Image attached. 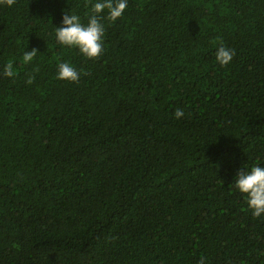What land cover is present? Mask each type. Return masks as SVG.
I'll list each match as a JSON object with an SVG mask.
<instances>
[{
  "label": "trees",
  "instance_id": "1",
  "mask_svg": "<svg viewBox=\"0 0 264 264\" xmlns=\"http://www.w3.org/2000/svg\"><path fill=\"white\" fill-rule=\"evenodd\" d=\"M91 2L0 0V264H264L230 186L264 165V0H128L90 59L55 26Z\"/></svg>",
  "mask_w": 264,
  "mask_h": 264
},
{
  "label": "clouds",
  "instance_id": "2",
  "mask_svg": "<svg viewBox=\"0 0 264 264\" xmlns=\"http://www.w3.org/2000/svg\"><path fill=\"white\" fill-rule=\"evenodd\" d=\"M11 4L12 0H8ZM128 7V0H92L90 14L87 22H82L79 15L74 12H66L62 16L59 26H55V38L59 45L67 48H75L86 58H97L103 53V38L105 26L101 22L104 19V12L107 10L106 18L115 22L120 19ZM37 53L36 49L25 51L22 57L24 63L33 61ZM234 50L219 46L215 51L216 61L225 66L231 63ZM13 63L9 62L4 66V75L12 77ZM56 76L60 80L76 82L80 73L66 61L57 64ZM32 82L30 77L28 83ZM177 119L183 117L184 112L177 109L174 113ZM245 197L248 209L254 217L264 215V165L256 164L248 167L243 165L235 174L230 185ZM203 264V260H201Z\"/></svg>",
  "mask_w": 264,
  "mask_h": 264
}]
</instances>
